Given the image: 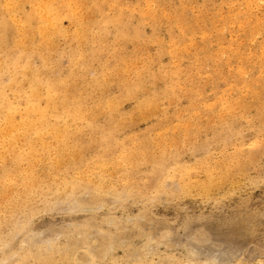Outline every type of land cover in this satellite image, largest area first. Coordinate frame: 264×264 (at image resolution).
<instances>
[{"label": "rangeland", "instance_id": "rangeland-1", "mask_svg": "<svg viewBox=\"0 0 264 264\" xmlns=\"http://www.w3.org/2000/svg\"><path fill=\"white\" fill-rule=\"evenodd\" d=\"M0 22V264H264V0Z\"/></svg>", "mask_w": 264, "mask_h": 264}, {"label": "bare ground", "instance_id": "bare-ground-1", "mask_svg": "<svg viewBox=\"0 0 264 264\" xmlns=\"http://www.w3.org/2000/svg\"><path fill=\"white\" fill-rule=\"evenodd\" d=\"M0 23H1V22H0ZM241 25H242V24H241ZM31 111H32V110H31ZM19 113H20V112H19ZM15 115H16V114H15ZM21 115H22V116H21ZM21 115H20V117H21V124H23V125H25V126H26V125L28 126V124H29L30 122L33 121V119L30 118V111L27 110V111L25 112L24 115H23V114H21ZM33 115H34V114H33ZM20 117H19V118H20ZM19 118H18V119H19ZM15 120H17V119H15ZM6 121L9 122V124H12V123H11V122L13 121V120H12V115H7V116H6ZM15 123H16V122H15ZM15 123H14V124H15ZM12 125H13V124H12ZM23 125H22V126H23ZM16 129H17V131H15V132H19V131H18V128H16ZM19 130H21V129L19 128ZM19 133H20V132H19Z\"/></svg>", "mask_w": 264, "mask_h": 264}]
</instances>
